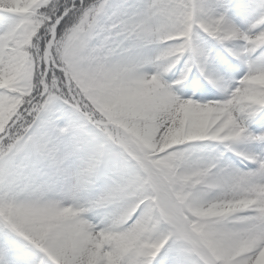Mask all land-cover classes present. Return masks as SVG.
Masks as SVG:
<instances>
[{
  "label": "snow or ice",
  "instance_id": "obj_1",
  "mask_svg": "<svg viewBox=\"0 0 264 264\" xmlns=\"http://www.w3.org/2000/svg\"><path fill=\"white\" fill-rule=\"evenodd\" d=\"M0 264H264V0H0Z\"/></svg>",
  "mask_w": 264,
  "mask_h": 264
},
{
  "label": "rangeland",
  "instance_id": "obj_2",
  "mask_svg": "<svg viewBox=\"0 0 264 264\" xmlns=\"http://www.w3.org/2000/svg\"><path fill=\"white\" fill-rule=\"evenodd\" d=\"M114 2L119 3L120 0H114ZM256 2L258 3L259 0H256ZM194 38H196V39H197V42L200 43V44H201L202 46H204V47H213V48H215L216 51L213 53L214 56L216 55V52H219L220 54H222V55H224V56H228V53L225 52V51L223 50V48L220 47V49H218L216 46H214V45L212 44L211 40H208V39L204 36V34H203L202 32L198 34V38H197V37H194ZM186 58H187V57H185V59H186ZM229 59H233V58H232V57H229ZM193 72H196V69H195V68H193ZM196 74L199 75L198 72H197ZM237 77H238V76L234 77V79L236 80ZM237 81H238V80H237ZM252 130L255 131V127H252Z\"/></svg>",
  "mask_w": 264,
  "mask_h": 264
},
{
  "label": "bare ground",
  "instance_id": "obj_3",
  "mask_svg": "<svg viewBox=\"0 0 264 264\" xmlns=\"http://www.w3.org/2000/svg\"><path fill=\"white\" fill-rule=\"evenodd\" d=\"M197 2L212 3L213 0H197ZM237 23H239V21H237ZM244 27H247V25H244ZM204 36H205V35H204ZM205 37H206L208 40H210L207 36H205ZM211 42H212V44H213L214 46H216L218 49H220V46L217 45L214 41H211ZM236 43L238 44L239 42H236ZM185 57H187V56H185ZM187 59H188V57H187L186 59L184 58V60H187ZM184 60L181 61L180 67H183V65H184ZM237 63H239V61H237ZM242 75H243V73H241L240 76H238V77L236 78V80H239V79L241 78ZM253 127H255V126L253 125ZM232 160H233L234 163H236V166H237V167H239V168H241V169H243V170H245V171H247L249 168L252 167V165L249 164V163L246 162V161L243 162V163L238 162L236 157H232Z\"/></svg>",
  "mask_w": 264,
  "mask_h": 264
}]
</instances>
